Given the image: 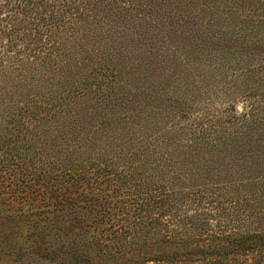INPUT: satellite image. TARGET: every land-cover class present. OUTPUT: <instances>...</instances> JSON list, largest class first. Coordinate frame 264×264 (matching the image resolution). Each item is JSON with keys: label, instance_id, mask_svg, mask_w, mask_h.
I'll return each mask as SVG.
<instances>
[{"label": "trees", "instance_id": "16d2710c", "mask_svg": "<svg viewBox=\"0 0 264 264\" xmlns=\"http://www.w3.org/2000/svg\"><path fill=\"white\" fill-rule=\"evenodd\" d=\"M75 1L79 9L85 2V11L93 12V19L97 11L106 14V8L108 15L101 27L92 30L87 22L82 28L74 14L70 15ZM75 1L0 0V45L20 50L36 42L42 54L40 64H28L27 74L35 75L36 80L19 91L14 82L19 76L13 69L14 87L8 90L9 98L3 95L0 99V119L7 118L0 128V219L4 212L9 213L5 223L0 221V235L6 236L0 240V252L2 243L4 253L8 247V235L15 234L22 241L15 247L16 253L8 254L14 260L31 253L59 264L78 247L89 245L106 262L239 264L235 258L249 256L257 260L251 263L264 264V214L253 208L264 203V189L254 199L252 192L240 185L232 190L229 178L198 183L201 173L209 177L214 174L212 164L217 163L212 162L224 151L230 157L227 168L236 172L247 157L248 145L253 140L258 142L248 133L264 122V100H253L251 84L248 90L242 88L241 94L249 102L248 113L211 111L221 89L231 94L215 47L223 44L231 48L240 36L245 40L252 37L242 30L236 32L234 2L239 1L208 0L193 12L184 10V1L175 6L171 0L174 4L166 6L162 29L152 27L153 5L148 0ZM249 13L253 28L263 23V14L252 6ZM239 19L242 21V16ZM80 42L89 49L66 51L70 43ZM194 43L200 46L193 51ZM130 44L135 48L129 49ZM81 61L92 63L87 69L89 81L98 75L96 91L104 95V99H89L91 105L84 97L81 101L80 91L85 86L81 80L71 79L67 88L53 83L59 73L73 71ZM230 71L232 78L237 76ZM247 72L254 85L264 86V65L250 66ZM247 72L242 70L238 80ZM154 73L161 82L176 76L190 83L184 93L172 97L178 106L168 112L172 124L179 123L178 129L166 134V123L146 129L145 125H151L146 113L139 134V125L132 127L138 113L129 104H145V110L160 107V84L151 82ZM46 74L47 80L42 79ZM46 87L53 89L51 99L42 96L41 89ZM239 93L233 91L231 95L240 98ZM118 106L121 111L114 113ZM198 108L207 112L199 114ZM163 109L160 116L166 120V106ZM2 110L5 112L1 114ZM147 134L150 136L144 138ZM263 138H259L261 142ZM245 139L249 142L243 144ZM170 140L178 147H166ZM182 150L184 161L176 167L169 154ZM202 150L205 155L199 153ZM193 152L199 156L190 163ZM247 182L252 187L256 184L250 178ZM188 197L192 201L200 198L208 207L217 206L220 212L216 219L226 223L217 225L216 221L209 226L203 222L205 229L190 225L169 231V225L165 228L158 222L155 210L166 208L167 213V208ZM250 217L255 221L249 225ZM159 225L166 229V260L161 256H142L138 263L130 259L163 243ZM13 259L2 260V264H14ZM247 261L241 262L249 264Z\"/></svg>", "mask_w": 264, "mask_h": 264}, {"label": "rangeland", "instance_id": "374dc122", "mask_svg": "<svg viewBox=\"0 0 264 264\" xmlns=\"http://www.w3.org/2000/svg\"><path fill=\"white\" fill-rule=\"evenodd\" d=\"M57 1L61 2L62 0H57ZM64 1L72 2L75 0H64ZM87 1H97V0H87ZM100 1L103 2V0H100ZM106 1H108V0H106ZM106 1H104V2H106ZM148 1L150 4L153 5L152 9L150 10V15H151L150 17H151V19H153V22L151 23L152 27L155 25V26H157V29H162L163 28L162 26L164 24L163 19H164V17H166V6L170 5L169 3H172V2H170L171 0H148ZM181 1H184L183 2V5L185 6L184 10H189V11L194 12V11H198L199 7L201 5H203L205 2H207L208 0H175L176 3L175 4L172 3V4H174L176 6ZM234 1H237V0H234ZM234 1L232 0L231 2H234ZM238 1L239 2H234L235 3V9L237 11L236 17H238L237 23H238V28H239V29L236 28V32H240V30H242V33H246L252 37H248V39L245 40V38H242L240 36V40H238V42L235 43L234 46L231 48H228L226 45H223V44L215 47V54L217 55L216 60H219V62L224 67V71L227 72L225 74L228 75V78L225 80V82L226 83L228 82L230 85V93L232 94L233 91H235L236 93L238 91L240 92L239 93L240 98H238L237 94H235L233 96V95L229 94L227 91L221 89L219 96L214 101V104H213L211 111H212V113L218 112L219 114L221 113L223 115L240 114V112H247V113L249 112V102L247 100H244L245 98H243L241 96V94L244 92L243 89L248 90L249 84H251V87H252L250 90L255 95L253 100H256V103L260 102V99L264 100V86H261L256 82L254 85L252 82V80H253L252 77L249 78L250 80L247 79V77L249 76V72H247V69L250 68V66L264 65V20H263L264 18L262 19L263 23L255 24L254 28L251 26L252 23L249 22V18H251V16H252L251 13H249V9L251 6L254 9H256L260 15L263 14V17H264V0H238ZM81 2H84V1H81ZM77 3L78 2L75 1V3L72 5L73 9L71 10V8H70V10H71L70 15L73 16V14H74V19H77V21H79L80 26L83 28V26H86V24L88 22V24H90V25L92 24L91 25L92 30H93V28H96V30H97L98 27H101V22H103L104 19L106 18V16L108 15V10L106 8H105V10H103L106 14H103V12H102V14H100L99 11H97V13L93 19L92 18L93 12H88V10L85 11V8H87L86 3L85 2L81 3V5H82L81 9L77 8V6L79 5ZM136 10H137V8L135 7L133 11L136 12ZM147 15H149V14H147ZM239 16H242V19H243L242 21L247 22V23H244V24L241 23L242 21H239L240 20ZM198 20L201 21L202 17L199 16ZM79 24H78V26H79ZM2 41L5 44L6 40L2 39ZM84 41L85 40L83 39L82 42H84ZM70 45L71 46H67V49H66L67 52H69L70 49L71 50H73V49L78 50L79 49L80 52H83L86 48L89 49L88 45L81 43V42L77 43V45L70 43ZM0 46H1L0 47V99H1L3 97V95H5L4 98H9L7 96L8 90L12 89V87H14V86H12V84H14V83L11 80L13 69L17 70V73H18L17 76H19L18 77L19 80H14L15 85H17V89L19 91H24V89H26V86H28V84L33 83L32 80L35 79V78H33V76H35V75L27 74L28 73V64H29V62L36 64V65L40 64L38 62V58H40V56H42V54H41V50L39 49V46H37L36 42L29 45L27 47V49L24 45L20 48V50L19 49H10V48H8L7 45H0ZM192 46H191L190 50L199 48L200 44L194 43ZM133 48H135V46L133 44H130L129 49H133ZM137 48H140V47L137 46ZM34 49H36V51H34ZM190 50H188V51H190ZM68 54H70V53H68ZM133 54L138 56V54L135 51L133 52ZM147 54H148V52H147ZM193 56H195V52H194ZM66 61H68V60H66ZM68 62L71 63L70 58H69ZM81 62L79 63L80 67H77V68L73 67V71L68 72V73H65V72L59 73L60 76L55 77L53 83L60 85V87L64 86L65 88H67L68 82L71 79H72V81L81 80V82L85 84V86L82 87L81 91H80V93H82L81 101H82V97H84L83 99H86V104L91 105V103L89 102V99L92 100L95 97L100 98V99H104V95H103V93L96 91V86H95L96 83L95 82L98 81V75H97V79H95L93 81L92 78H90V81H89V76L87 75V69H88L90 62L89 63L87 61L82 62V63ZM136 62H138V61H136ZM146 63H148V62H146ZM146 63H145V66H147ZM91 64L92 63H90V65ZM140 64H141V62H140ZM169 67H170V71H171V69H173L172 65L169 64ZM35 68H36V66H35ZM228 68L233 70L230 72H232V74H236L237 76L232 78L230 73H228V71L230 70ZM241 68H242V70L246 69L247 74L245 75V73H244L241 77V81H239L238 75H241V73H242ZM45 69H46V67L40 68L41 71L45 70ZM191 69L192 68H190L189 70H191ZM182 73H184V76H185V70H183ZM21 74H22V76H21ZM17 76H16V78H17ZM85 76H87V78H84ZM48 77H49V74L44 75V77L41 76V78L44 80H47L45 78H48ZM152 77L153 78H152L151 82L156 83V86H158V83L160 84V90L158 91L157 97L160 98L162 103H161L160 107L158 108L159 110L158 109L153 110V108H151V107H147L146 108L147 110H145V108H144L145 104H142V103L140 104V106L133 104V103L129 104L130 108H132L133 110H136V113H138L136 115L137 116L136 120H135V118H133L132 127H137L139 125V134H140V130H141L140 126L144 125L145 118H147V115H146V113H147V114H150V117L147 118V121H149L151 123V125H145V128L149 129L150 126L152 128V126H154V125L158 126V128H159L160 126H163L166 123V134H168V133L173 132L174 130L178 129V124H179L177 122V123H175V126H174L172 124V119L170 117H167V116H170L169 114L172 111H174V108H176L178 106L177 104L174 103L173 98L176 95H178V92L184 93L186 91L188 83H190V81L185 77L181 79L179 77L175 78L176 76L174 78L171 76V77H166V79L168 81L161 82L159 75L156 73L152 74ZM20 80H22V81L19 82ZM175 82H177V83H175ZM161 83L166 84V87L162 86ZM49 88L46 87L44 89H41L42 96L44 98L48 97L51 99L50 95H52L53 89H51V88L49 89ZM75 93H77V92H75ZM180 98H182V96ZM141 100H143V99H141ZM96 102H97L96 104H101L99 101H96ZM179 102L182 105L183 101H182V103H181V100ZM148 103H149V101H148ZM165 106H166V120L160 116L161 113L164 115L163 107H165ZM120 111H121V107H119V106L116 107V109H114V113L120 112ZM151 111H152V114H151ZM169 111H170V113H168ZM2 112H5V110H2L1 114H2ZM206 112L207 111L203 110L202 108H198L199 114H204ZM6 119L7 118H5V117H2L0 119V128L2 126H4ZM146 123H148V122H146ZM260 128H261V130H260ZM43 129H45V127ZM248 134L252 135L254 137H257L256 140L258 142L253 143V141H254L253 140L248 145V147L246 148L247 153L244 154V157H246V156L247 157L244 159V162L239 166L238 169L235 168L236 172H234V170L231 168H227L226 162L229 160L230 157L227 155L228 152L224 151V153L220 154L216 159L214 158V161L212 162V163H217V165L212 164V167L216 168L214 171H212L214 174H211L210 175L211 177H209L208 175H205L204 172L201 173L199 175L198 183L202 184L207 180L211 181L212 178H220V179L229 178L231 180L232 187H234V188H232V190H234L235 188H237L240 185L241 188H243L245 190H250L254 196V199H255L257 197V195H259L262 192L261 190L264 189V170H263V168H264V155H261L262 153H264V149H263L264 141L261 142L259 139V138H263L261 135L264 134V122H262V125H260L259 127H255ZM147 136H150V134H147L146 136H144V138H146ZM168 136H170V134ZM263 140H264V138H263ZM248 142L249 141L246 139L243 140V144L248 143ZM178 145L179 144H176L175 140H170L169 143H166V147L167 146H173L176 148V147H178ZM259 151H260V154H258ZM183 152H185V151L184 150L172 151L169 154L171 157H173V159H175L174 162H176V164H177L176 167H178V163L184 161V158L181 155V153H183ZM199 153H202L203 155H205L204 150L200 151ZM250 155H252V156H250ZM198 156H199L198 154L193 152L192 158L190 159V163L192 161H194V158L197 159ZM251 157H253V158H251ZM254 162H256V163L253 164ZM224 173L227 174L228 176H225ZM248 178H250L252 180V182L254 181L256 183L253 187L248 185L249 184L247 182ZM234 180H236V182ZM138 182L140 183L141 181H138ZM247 187H249V188H247ZM196 190H197V187H196ZM238 190L239 189H236V191H238ZM116 197L118 198V200H120V194H117ZM235 198H236V194L233 196L232 201ZM214 201L216 202V200H214ZM224 206L227 207L226 204H224ZM253 206H256V205L253 204ZM203 207L208 209V211H204ZM217 208L218 207L215 206L214 204L209 205V207L206 206L205 201H202L200 198L192 201V199H190V197H188V198H185L184 201H181V199H180V203L173 205L172 209L167 208V213H166V208L160 209V210L158 209V211L155 210V213H156V215H159L158 222L162 223L165 228H166V224L169 225V228H168L169 231L171 229L174 230V229H180L182 227H188L190 225H191V227H196L197 229L198 228H204L205 229V227H203L201 225L203 222L205 224L208 223L209 226L216 225V221H217V225H218V222L226 223L225 219H222L220 217H217V219H216V215H218V212H220V210ZM253 208L256 209L258 212H262L264 214V203H262L260 206H258L256 208L255 207H253ZM7 214H9V213L4 212V215L1 217L0 221L2 223L6 222L5 216ZM252 218L253 217H250L249 220H251ZM254 221H255V219H252V221L248 222V224L250 225ZM222 225H224V224H222ZM107 226H109V225H107ZM164 227L162 225L157 226V230H162L161 231L162 238L164 239L163 243L155 244V246L153 248L147 249L146 253L140 255L139 257L134 255L130 259H133L136 263H138V262L142 261V256H145V257L150 256V258H156L157 256H161V257H164V259L166 260V257H168L169 255H167L168 253H166V244H165L166 243V229ZM0 229L2 230V228H0ZM168 230H167V235L169 234ZM2 233H3V230H2ZM8 236H9L10 242H8V247H4L6 249L5 253L3 252V248H2V245L5 246V243H2V245H1L0 264H2V260L13 259L14 257H10L9 255L10 254L12 255V253H16L14 251L15 247H18V245L21 246L22 240L17 239V235L12 234V235H8ZM5 237L6 236H4V234L0 235V240H4ZM0 244H1V242H0ZM248 257L249 256H240V257L235 258V259L240 262L239 264H242L241 261L244 262L245 259L248 260L247 263L250 262L249 264H254V263H251L250 260H252V262L257 261V260L249 259ZM18 258H16L15 260L13 259L15 262L14 264H52V262L41 259L36 254H31V253L29 255L23 257L21 260ZM57 261H58V259H57ZM59 262H60L59 264H125L124 262H113V261L106 262L103 258L101 259V255L97 252V250L95 248L90 247L89 245L87 247H84V246L78 247V249L75 252H73L72 256L70 254L68 259H66L63 263L60 260H59ZM11 264H13V263H11ZM53 264H56V263H53ZM149 264H154V263H149Z\"/></svg>", "mask_w": 264, "mask_h": 264}]
</instances>
